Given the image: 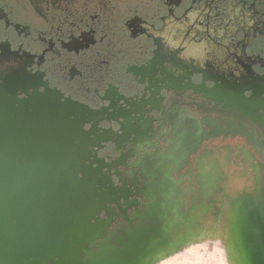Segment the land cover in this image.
<instances>
[{
  "label": "flooded vegetation",
  "instance_id": "flooded-vegetation-1",
  "mask_svg": "<svg viewBox=\"0 0 264 264\" xmlns=\"http://www.w3.org/2000/svg\"><path fill=\"white\" fill-rule=\"evenodd\" d=\"M165 37L179 49L164 45ZM0 51L31 69V82L49 94L108 119L99 125L114 126L116 110L145 99V88L158 94L152 102L160 113L143 108L145 128L128 129L115 145L105 141L111 130L90 126L79 135L93 142L87 155L104 159L113 184L98 192L114 200L99 215L95 244L81 248L80 264L99 262L101 249L114 258L127 249L123 258L131 264L133 254L148 259L184 237L199 213L189 216L185 201L197 171L203 188L207 153L222 151L234 171L254 178L252 162L258 167L254 191L238 199L258 202L254 215L264 218V0H0ZM146 67L151 77L127 94L125 82ZM19 80L0 86V249H50L37 240L50 234L40 231L39 216L40 187L50 204V166L40 184L39 108L19 101ZM118 87L122 101L103 99ZM141 231L146 246H133Z\"/></svg>",
  "mask_w": 264,
  "mask_h": 264
},
{
  "label": "water",
  "instance_id": "water-1",
  "mask_svg": "<svg viewBox=\"0 0 264 264\" xmlns=\"http://www.w3.org/2000/svg\"><path fill=\"white\" fill-rule=\"evenodd\" d=\"M134 73V80L125 82L122 87L127 94H136L140 90V86L145 84V77L152 75L148 67L139 68ZM145 89V99L142 97L137 101L131 100V102L124 101L122 103L125 106L116 110L111 122L114 126L109 127L105 124L99 125L100 120L104 122L108 119L97 118L95 110L87 109L71 98H66V103L85 119V123L90 124V130L98 128L103 132L111 130L113 136L105 141L115 145L118 138H124L129 134L128 129L145 128V124L138 119L143 108L149 109L150 113H160L159 108L152 102L158 94L149 88ZM147 91L149 92L147 93ZM170 93L168 90V94ZM50 94L52 96L62 95L56 91H50ZM103 94V99L110 103L115 99L119 101L124 99L121 97L123 93H120L119 87L115 96L109 93V89H106ZM202 96L206 97L204 94ZM36 112L39 115L40 184L44 183V180L41 181V176L44 174L43 169L50 166V204L43 200L40 187L39 209L40 220H43L40 227L44 226L43 229L40 228V231L49 230L50 234H40L37 240L40 247L50 246V249H0V264H80L83 250L81 248L86 247L89 243L95 244L99 234V223L102 220L99 215L103 209L107 210L108 202L114 201L108 196L105 197L106 191L98 192V190L109 189L108 183L113 184V180L110 176H104L103 158L101 160L97 157L92 159L84 152V148L93 142L81 140L79 135L84 132L83 129L63 124L53 112L46 109L39 108ZM44 118L46 121L43 122ZM88 161L90 162L88 163ZM106 166L111 172L113 164L108 163ZM102 196L105 197L104 200H101ZM123 197L126 199L125 195ZM258 206V202H244L240 203L238 207L240 217L237 233L240 237L242 247L240 254L244 264H264V232L255 226L256 216L254 214L260 212L257 209ZM89 217L94 218V224L89 223ZM48 221L50 226L46 227ZM141 233L142 240L138 243L137 240L132 242L133 246H146L147 241L144 237L148 233L144 234L143 231ZM0 244L2 245V243ZM127 252V249H124V253L120 250L119 258H114V256L106 257L107 253L101 249L95 255L100 258V261L91 260L92 262L86 264H128L127 260L123 258ZM139 257L137 253L133 254L132 259L134 260L129 263H149V258Z\"/></svg>",
  "mask_w": 264,
  "mask_h": 264
},
{
  "label": "bare ground",
  "instance_id": "bare-ground-1",
  "mask_svg": "<svg viewBox=\"0 0 264 264\" xmlns=\"http://www.w3.org/2000/svg\"><path fill=\"white\" fill-rule=\"evenodd\" d=\"M223 164L224 162L213 159L203 162L204 194L200 204L201 211L193 220L187 234L177 242L157 249L149 258L148 264H244L237 233L240 195L230 194L240 191L242 182H236L240 173L231 167L235 182L231 184L232 190H223L222 182L217 179L218 169ZM252 165L257 172L255 179H258L259 169L253 162ZM194 239L205 249H187Z\"/></svg>",
  "mask_w": 264,
  "mask_h": 264
},
{
  "label": "snow or ice",
  "instance_id": "snow-or-ice-1",
  "mask_svg": "<svg viewBox=\"0 0 264 264\" xmlns=\"http://www.w3.org/2000/svg\"><path fill=\"white\" fill-rule=\"evenodd\" d=\"M163 44H167L173 52L179 49L180 45L173 43L165 37ZM31 69L24 70L18 68L10 59V54L0 51V86H2L9 77H20L19 83L16 86L17 92L23 93L19 97L20 102L35 104L38 108L46 109L53 112L59 120L76 129H83L87 132L89 126H85L84 118L77 113L73 108L66 103V98L62 96H52L47 91V86H40L38 82H31ZM231 169V162L225 160L222 167L218 169L219 176L217 179L222 182L223 190L231 188L232 181L235 179V174ZM196 188H189L188 199L185 201V210L189 216L195 215L201 211L200 208V192L201 175L199 171L195 174ZM89 223L94 224L95 220L89 217Z\"/></svg>",
  "mask_w": 264,
  "mask_h": 264
},
{
  "label": "rangeland",
  "instance_id": "rangeland-1",
  "mask_svg": "<svg viewBox=\"0 0 264 264\" xmlns=\"http://www.w3.org/2000/svg\"><path fill=\"white\" fill-rule=\"evenodd\" d=\"M246 147L250 149V147H248V146H246ZM221 149H223V148H220V150ZM222 153H223L222 151H219V153H218V151H215V152H211L210 154L207 153V155H204V156H205V158H207L206 160H208V159H210V160H212V159L219 160L220 159V161L223 162L225 160V158H222ZM201 164H202V162L200 163V167H201ZM232 182H235V181H232ZM236 182H242L244 184L241 183L240 191H234L233 193H230L231 195H233V196L234 195H240V193H245V190L247 192H250V193L254 191L253 188L255 186V178H254V175L251 174V172L241 173L239 175V178H237ZM200 189L203 192V188L201 187ZM229 189L232 190L231 188H229ZM200 195H201L200 197H202L201 193H200ZM226 202H227V199H226ZM221 203H222V201H221ZM255 226L257 227V229L258 228L262 229L261 231L264 232V218H262V217L256 218L255 219ZM187 249H205V248H203L198 243L197 239H194V241H192L189 244V247H187Z\"/></svg>",
  "mask_w": 264,
  "mask_h": 264
}]
</instances>
